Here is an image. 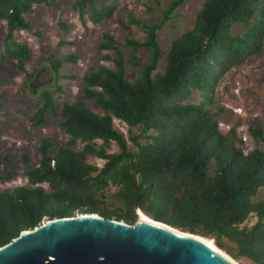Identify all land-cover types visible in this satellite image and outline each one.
Segmentation results:
<instances>
[{"label":"trees","instance_id":"trees-1","mask_svg":"<svg viewBox=\"0 0 264 264\" xmlns=\"http://www.w3.org/2000/svg\"><path fill=\"white\" fill-rule=\"evenodd\" d=\"M185 1L173 0L165 8L155 1L158 21L128 13L126 21L142 30L140 38L120 43L107 32L101 35L98 50L112 67L101 65L85 74L83 98L62 106L59 127L68 143L41 139V158L37 167H28L27 185L0 189V247L44 221L80 214L134 224L138 202L154 221L212 240L235 261L264 264V152L255 147L245 153L234 128L226 133L219 128L217 116L224 109L212 107L221 79L262 53L264 5L262 0H205L193 27L171 42L165 69L159 72L158 32ZM51 3L0 0V22L6 25L0 60L14 61L29 82L34 73H26L25 64L31 54L14 33L29 29L26 15L33 6ZM74 7L82 23L87 16L94 24L115 10L105 3L97 7L93 0H77ZM59 25L65 28L61 21ZM237 26L242 33L233 32ZM48 58L57 79L61 67L77 59ZM56 90L41 92L34 125L57 114L59 86ZM195 94L200 102L194 101ZM115 119L128 127L127 137L114 127ZM247 132L256 144L264 143L261 124ZM77 142L83 144L81 150H74ZM112 145L117 152H110ZM93 158L104 163L91 164ZM23 162L29 159L23 156ZM16 170L10 166L0 180H12ZM251 219L254 223L248 225Z\"/></svg>","mask_w":264,"mask_h":264},{"label":"rangeland","instance_id":"rangeland-1","mask_svg":"<svg viewBox=\"0 0 264 264\" xmlns=\"http://www.w3.org/2000/svg\"><path fill=\"white\" fill-rule=\"evenodd\" d=\"M77 0H53L51 4L33 6L26 15L29 29L15 32L14 40L28 47L31 57L25 64L26 73H34L32 81H28L25 73L16 68L14 61L0 60V178L9 171L10 166L17 168V176L10 181L0 180V189L11 191L15 187L27 185L26 171L28 167H37L41 158L38 145L41 139L50 138L54 142L65 145L69 137L59 127V113L65 103H74L83 98L84 75L101 65L112 67L110 62L103 60L104 52L98 50L101 35L111 34L117 42L123 43L126 37L140 38L142 30L126 21L127 14L149 22L160 19V10L155 1L160 2L161 8L173 0H93L99 7L101 3L115 7L112 16L97 24L90 22L84 16L82 23L79 12L74 4ZM205 0H186L174 13L176 17L168 22L159 32L158 41L162 50L158 71L163 72L166 66V55L171 42L182 33L193 27L195 16ZM264 5V0H262ZM151 8V10H148ZM89 10V8H88ZM65 24V28L59 25ZM242 27H235V34L242 33ZM6 25L0 22V57L4 49ZM125 56L128 51L124 50ZM63 59L68 55L77 57L74 63L64 64L57 79L51 70L49 56ZM55 96L56 115L46 117L45 124L34 125L33 115L41 105L43 90L57 91ZM215 107L224 111L217 116L219 128L223 133L231 128L243 141V150L250 152L258 147L264 152V143L256 144L248 135V128L261 124L264 130V44L262 53L249 58L241 67L231 70L219 82L215 92ZM194 101L200 102L198 94ZM87 105L93 110L98 108L91 102ZM114 127L125 137L128 127L115 119ZM137 134V129L131 130ZM97 144L100 141L96 142ZM83 144L77 142L74 150H81ZM110 152H117L115 145ZM23 156L29 159L24 164ZM10 162V163H9ZM91 164L101 167L104 161L90 159ZM111 189V193L114 192ZM259 194L258 198H261ZM256 199V200H257ZM254 223V219L248 225ZM239 264H251L247 260L236 261Z\"/></svg>","mask_w":264,"mask_h":264},{"label":"water","instance_id":"water-1","mask_svg":"<svg viewBox=\"0 0 264 264\" xmlns=\"http://www.w3.org/2000/svg\"><path fill=\"white\" fill-rule=\"evenodd\" d=\"M134 211V224L95 213L44 221L0 247V264H234L200 236L141 221L138 202Z\"/></svg>","mask_w":264,"mask_h":264},{"label":"bare ground","instance_id":"bare-ground-1","mask_svg":"<svg viewBox=\"0 0 264 264\" xmlns=\"http://www.w3.org/2000/svg\"><path fill=\"white\" fill-rule=\"evenodd\" d=\"M139 219L141 221H144L146 223H150V224H153V225H157V223L159 222H156L154 221L153 219H151L150 217L146 216L145 214L142 213V211H139ZM160 224H163V223H160ZM165 225V224H163ZM167 226V225H166ZM174 229V228H173ZM177 230V229H175ZM179 231V230H177ZM202 238V237H201ZM208 246H210L211 248L213 249H216V246L214 245V243H212V240H208V239H205L203 238L202 239ZM219 253H221L224 257H226L229 261L233 262L234 264H239L238 262H236L234 259H232L230 256H228L227 254H225L223 251H219Z\"/></svg>","mask_w":264,"mask_h":264}]
</instances>
